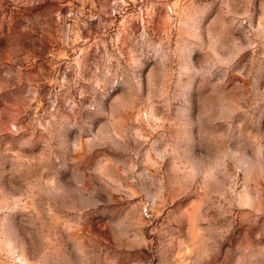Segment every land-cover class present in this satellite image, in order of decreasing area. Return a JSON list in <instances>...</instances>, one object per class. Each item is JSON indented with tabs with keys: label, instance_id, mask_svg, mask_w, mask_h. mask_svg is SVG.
Returning <instances> with one entry per match:
<instances>
[{
	"label": "clouds",
	"instance_id": "1",
	"mask_svg": "<svg viewBox=\"0 0 264 264\" xmlns=\"http://www.w3.org/2000/svg\"><path fill=\"white\" fill-rule=\"evenodd\" d=\"M0 264H264V0H0Z\"/></svg>",
	"mask_w": 264,
	"mask_h": 264
},
{
	"label": "rangeland",
	"instance_id": "2",
	"mask_svg": "<svg viewBox=\"0 0 264 264\" xmlns=\"http://www.w3.org/2000/svg\"><path fill=\"white\" fill-rule=\"evenodd\" d=\"M63 12H67V8H65V9H63ZM117 19V23L119 22V17H117L116 18ZM86 35V34H85ZM57 51L59 52V48H57ZM94 51V50H93ZM52 59V57L51 56H48V60H51ZM39 62V61H38ZM44 70L47 72V71H50L51 70V68L49 67V65L48 64H45L44 66ZM65 65H63V64H60L59 66H58V71H60V72H63L64 71V69H65ZM41 69H39V68H37V69H35L34 71H33V73H32V75H36L39 71H40ZM44 87L45 88H49L50 89V85H44Z\"/></svg>",
	"mask_w": 264,
	"mask_h": 264
}]
</instances>
